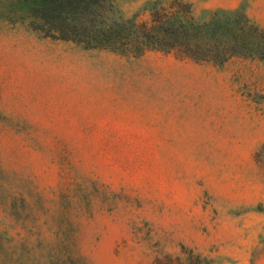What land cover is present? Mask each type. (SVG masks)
<instances>
[{"label":"rangeland","instance_id":"obj_1","mask_svg":"<svg viewBox=\"0 0 264 264\" xmlns=\"http://www.w3.org/2000/svg\"><path fill=\"white\" fill-rule=\"evenodd\" d=\"M181 1L264 26V0ZM23 13L0 0V264H264V63L85 47Z\"/></svg>","mask_w":264,"mask_h":264},{"label":"trees","instance_id":"obj_2","mask_svg":"<svg viewBox=\"0 0 264 264\" xmlns=\"http://www.w3.org/2000/svg\"><path fill=\"white\" fill-rule=\"evenodd\" d=\"M20 1L24 16L35 29L85 47L109 48L127 55L155 49L217 65L232 57L264 63V26L239 8L215 9L200 17L187 2L150 0L142 11L123 16L113 0ZM196 256L182 248L177 255H165L151 264H195Z\"/></svg>","mask_w":264,"mask_h":264}]
</instances>
